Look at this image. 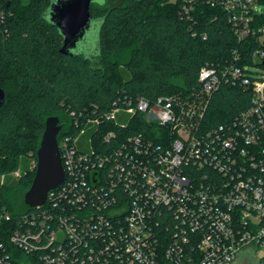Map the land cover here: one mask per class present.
Returning a JSON list of instances; mask_svg holds the SVG:
<instances>
[{"label":"built area","instance_id":"1","mask_svg":"<svg viewBox=\"0 0 264 264\" xmlns=\"http://www.w3.org/2000/svg\"><path fill=\"white\" fill-rule=\"evenodd\" d=\"M11 1L0 0L1 23ZM203 1L227 13L239 40L258 39L252 57L263 62L258 0ZM237 63L203 67L187 95L152 104L118 98L107 120L124 129L142 113L153 129H162L154 141L137 135L112 149H95L91 139L79 145L86 130L100 125L98 117L89 118L76 139L64 138L65 181L46 204L20 221L0 204V264H264V79L251 78L264 76ZM224 80L251 87L252 105L231 122L201 131ZM116 137L109 132L104 140Z\"/></svg>","mask_w":264,"mask_h":264},{"label":"trees","instance_id":"2","mask_svg":"<svg viewBox=\"0 0 264 264\" xmlns=\"http://www.w3.org/2000/svg\"><path fill=\"white\" fill-rule=\"evenodd\" d=\"M51 2L12 0L4 4L7 16L0 22V87L6 94L0 108V177H5L0 204L19 221L31 213L24 196L35 177L47 118L56 116L63 124L59 143L66 137L76 139L92 117L101 123L86 130L79 145L91 139L95 149H112L137 135L154 141L162 129H153L142 113L124 129L107 120L118 98H143L152 104L161 97L187 95L198 87L203 67L220 70L235 58L238 66L264 76V61L252 57L258 39L239 40L227 13L203 0L94 3L93 19L104 20L100 49L92 56L74 57L60 52L63 38L44 18ZM258 2L264 5V0ZM256 24H264V15L257 16ZM253 97L251 87L222 81L210 98L201 131L231 122L251 107ZM109 132H116L115 140H104ZM15 172L20 173L17 179L11 176ZM10 228H17L15 222Z\"/></svg>","mask_w":264,"mask_h":264},{"label":"water","instance_id":"3","mask_svg":"<svg viewBox=\"0 0 264 264\" xmlns=\"http://www.w3.org/2000/svg\"><path fill=\"white\" fill-rule=\"evenodd\" d=\"M105 0H52L44 18L55 26L63 38L60 52L74 57L79 54L92 56L100 49V33L104 20H94L91 5L104 4ZM88 50L81 52L80 50ZM6 94L0 87V108ZM63 124L56 116L46 120V127L37 151L36 173L33 183L24 196V203L33 210L47 202L50 191L64 184L65 172L60 153L58 136Z\"/></svg>","mask_w":264,"mask_h":264},{"label":"rangeland","instance_id":"4","mask_svg":"<svg viewBox=\"0 0 264 264\" xmlns=\"http://www.w3.org/2000/svg\"><path fill=\"white\" fill-rule=\"evenodd\" d=\"M177 0H170V2H176ZM263 8V11H264V5L261 6ZM126 59V58H124ZM23 170V169H22ZM21 171V170H20Z\"/></svg>","mask_w":264,"mask_h":264}]
</instances>
